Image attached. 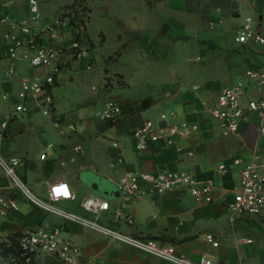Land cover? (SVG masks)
<instances>
[{"label":"crops","instance_id":"1","mask_svg":"<svg viewBox=\"0 0 264 264\" xmlns=\"http://www.w3.org/2000/svg\"><path fill=\"white\" fill-rule=\"evenodd\" d=\"M76 1L81 0H60L57 12ZM85 1L91 11L94 0ZM42 2L39 0V8ZM0 9H5L13 20H24L29 16L28 0H0ZM110 17L117 21L118 27H114L113 33L119 46L114 56L108 59L100 56L104 65L127 58L130 67L146 60L154 67L175 66L182 59L189 66H198L194 71L201 78L179 81L173 86L171 81H178L176 73L162 69L166 85L160 96L156 99L140 98L124 91L128 86L126 75L111 72L106 67L102 79L98 75L101 92L93 95L89 103H95L97 99L101 102V107L95 112V122L100 124L101 130L108 132L104 137L105 142L110 140L109 153L104 156L95 140L86 139L70 126L67 131L77 134L76 144L72 143L75 136H71L70 143L62 141L57 147H45L41 152L45 158L41 156L39 160L34 157L35 140L28 134L40 125L21 122L26 117L33 119L42 113L40 105L32 101L27 115L9 123L1 154L6 159H20L17 171L34 195L47 197L53 182L66 179L76 195L75 201H62L63 207L69 209L67 212L91 220L98 219L102 225L133 237L171 244L177 254L193 262L209 256L213 264H264V225L260 219L243 215L231 226L225 212L239 188V171L233 168L226 176L218 171L221 164L230 163L235 158L249 159L255 150L264 153V137H259L257 132L258 117L254 115L250 121L244 122L238 134L225 135L221 122L211 119L207 112L222 89L214 83L225 82V87L247 83L246 69L264 67V47L253 40L245 44L235 41L247 18H252L254 32L264 37V0H110ZM3 30L5 27L0 29V33ZM97 35L93 42L86 24L82 38L90 47L94 67L97 46L106 44L104 32H97ZM74 38L71 28L66 27L58 41L67 46ZM8 65L9 60L0 63V96L13 92L15 97L3 103L5 111L17 102L16 93L21 83L41 74V70L18 62V76L4 81ZM94 67L85 69L79 61L72 59L56 77L55 84L48 88L55 126L75 121L76 115L57 112L54 86L74 82L79 69L93 72ZM91 90L95 93L98 89L93 86ZM247 96L260 98L264 97V92L250 88ZM146 99L153 100L150 108L177 110L178 122L199 123L200 131L190 141L183 142L181 150L164 147L160 143L138 151L132 131L145 122V111L150 108L136 109ZM108 101H115L122 107L123 114L116 121L101 118ZM1 122L0 115V125ZM67 131L59 129V133L64 135ZM96 140L104 141V138ZM114 143H118V147H114ZM78 146H83L80 152L75 151ZM166 170L189 173L200 181L214 180L213 201L197 203L184 190L156 197L125 195L118 190L117 184L128 171L155 173ZM94 184H98L100 191L92 188ZM8 194V179L0 167V196ZM13 197L20 208L18 211L10 210L5 218L0 219V243L8 242L28 229L49 225L62 227L64 236L80 247L77 264H174L112 241L80 224L65 221L36 207L20 192ZM93 198L109 201L110 210L99 215L85 211L82 202ZM208 232L217 236L218 247L204 239L203 235Z\"/></svg>","mask_w":264,"mask_h":264},{"label":"built area","instance_id":"2","mask_svg":"<svg viewBox=\"0 0 264 264\" xmlns=\"http://www.w3.org/2000/svg\"><path fill=\"white\" fill-rule=\"evenodd\" d=\"M29 16L24 20H13L5 9H0V63L9 60L5 71L4 81L18 76V62H25L29 67L41 70V74L24 80L16 100L9 110L3 109V103L11 100L13 92H5L0 96V167L8 179V196H0V219L5 218L10 210L18 211L19 204L13 195L22 193L36 207L60 216L65 221L80 224L95 232L105 235L112 241L128 245L148 255H152L174 264H213L209 256L199 262H193L175 252L171 244H163L150 238H139L127 235L99 223L98 219L91 220L74 213L63 211L56 206L62 201H75L76 195L66 179L53 182L48 189L47 200L34 195L25 184L17 171L21 163L18 158L6 159L1 154V147L5 142L9 123L16 118L27 115L31 111V102L38 103L43 115L50 116L51 99L48 88L53 86L56 77L67 67L70 60L79 61L85 69H92L90 47L82 38L84 27L70 25L69 17H62L63 11H58V20L49 24L41 16L39 0H28ZM69 27L75 38L69 45L58 41L64 28ZM77 36L81 39L78 40ZM253 40L264 47V37L255 33L252 18H247L242 30L235 41L245 44ZM247 83L239 82L231 87H224L218 91L215 104L207 109L211 119L221 122L225 135H236L241 125L258 117L257 132L264 137V97L250 98L247 92L254 88L259 93L264 92V67L256 66L245 70ZM206 105V104H205ZM123 114L122 107L115 101H108L103 109L101 118L106 121H116ZM176 120V114H171ZM164 123V125L162 124ZM73 130L74 127H71ZM200 131L199 123L180 121L169 124L166 114H162L160 123L156 126L152 121H145L132 131V137L138 151H144L162 144L164 147H176L181 150L183 142L190 141ZM118 147V143L113 144ZM82 146L75 148L80 152ZM43 155L42 158H45ZM233 168L239 171V188L233 195V200L225 208L228 222L231 226L243 215H253L264 225V153L257 150L252 152L249 159L235 158L230 163L219 166V173L226 176ZM118 190L125 195L137 197L162 196L177 190H184L197 203H211L213 191L216 187L212 179L200 181L197 177L184 172L157 171H128L117 184ZM82 208L95 215L110 210V202L101 198L88 199L82 202ZM62 227L40 225L22 232L19 241L21 257L26 263L34 261L36 264H77L81 255L80 247L64 236ZM204 239L213 247L219 246L214 233L203 235Z\"/></svg>","mask_w":264,"mask_h":264},{"label":"rangeland","instance_id":"3","mask_svg":"<svg viewBox=\"0 0 264 264\" xmlns=\"http://www.w3.org/2000/svg\"><path fill=\"white\" fill-rule=\"evenodd\" d=\"M59 1L60 0H43L41 4V16L49 24H55L58 20L57 9ZM114 27L117 28L118 26L117 21H115L114 18L110 17V0H94L92 9L89 12V20L87 22L88 32L93 42H95L97 39V32L100 33L101 31H103L106 36V44L103 46H97L96 48L97 52L95 54H97V57L94 70L93 72H88L85 69H79L74 82H66L62 85H56L53 88V95L57 112L61 115L74 113V115H76L75 121H69L63 126L59 124L55 126L52 119L54 114L52 113V108L50 106V116H44L42 111L41 114L34 116L33 119H29L28 117H26L21 121L24 124L33 123L34 126L40 125L39 128H33L32 130H30L28 134V137L35 140L32 153L33 156H36L37 159L39 158V160H41V152L48 145L57 147V145L61 144L62 141L70 143L69 140L74 136V142L72 143L76 144V142H78V140H75L77 134H69L71 132L67 131L70 126L74 127L80 134L85 135L86 139L89 138V140H95V145L103 151L104 156L109 153L108 149L110 147V140L109 143L108 140L107 142H105L106 140L104 137V135H107L108 132L101 130L99 126L100 124H97L95 122V112L101 107V102L99 101V99H97V102L89 103V100L93 97V95L101 92V90H99V87L101 85L104 68L106 67H108L111 72H119L126 75V78L128 79V86L124 91L127 94L132 95L133 97L140 98L156 99L160 96V94L163 92V87L166 85V82L163 80L162 72L164 71L162 69L176 73V78L178 79V81H171L173 86L179 83V81L201 78V76H199L194 71L196 68H198V66H196L195 64L194 66L196 67H194L193 64L189 66L185 62V60L182 59H180L178 61V65L176 64L175 66L163 65L154 67L151 66L146 60L143 62L140 61L134 67H130L128 63L129 60H127V58L115 63L110 62L108 66L104 65V61H101L100 56L102 55L107 59L110 56H114V52L118 49L119 46L113 33ZM99 38L101 39L102 37L99 36ZM130 70H133V72H131ZM95 74H97V77H95ZM98 75L101 79L98 77ZM213 85L223 88L227 85V83L217 82ZM93 86L98 89L95 93H93L91 90ZM145 112L147 113L145 116V121H152L156 126L160 123L162 114L167 115L169 124L178 122L177 119L174 120L171 117L172 113L178 116V111L175 109L161 110L159 108L153 107L146 110ZM60 128L66 130L67 135L60 134ZM71 136L72 138H70ZM97 138H104V141L96 140ZM39 163L41 164V162ZM35 195L44 200H47V197H43V195ZM56 206L63 211H69V209L63 207L62 202L57 203ZM3 264L12 263L9 260Z\"/></svg>","mask_w":264,"mask_h":264},{"label":"trees","instance_id":"4","mask_svg":"<svg viewBox=\"0 0 264 264\" xmlns=\"http://www.w3.org/2000/svg\"><path fill=\"white\" fill-rule=\"evenodd\" d=\"M59 11H63V14L61 15L63 18L69 17L70 25L77 27L83 26L85 30L86 24L89 20L90 12V9L85 0L76 1L71 5L61 8ZM77 39L80 40L81 37L77 36ZM152 105L153 100L146 99L139 104L136 110H146ZM21 236L22 234L16 237H12L8 242L0 243V264H3L9 260L12 264H36L34 261L26 263L25 259L21 257V251L19 246Z\"/></svg>","mask_w":264,"mask_h":264},{"label":"water","instance_id":"5","mask_svg":"<svg viewBox=\"0 0 264 264\" xmlns=\"http://www.w3.org/2000/svg\"><path fill=\"white\" fill-rule=\"evenodd\" d=\"M92 188H93L94 190H96V191H100L98 184H94V185L92 186ZM105 194H107V193H105Z\"/></svg>","mask_w":264,"mask_h":264}]
</instances>
